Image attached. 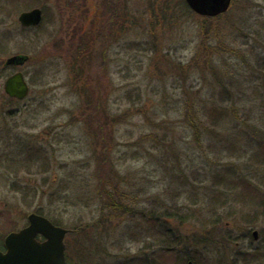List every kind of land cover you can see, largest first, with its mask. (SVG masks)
<instances>
[{
	"label": "rangeland",
	"instance_id": "obj_1",
	"mask_svg": "<svg viewBox=\"0 0 264 264\" xmlns=\"http://www.w3.org/2000/svg\"><path fill=\"white\" fill-rule=\"evenodd\" d=\"M92 2L90 31L72 28L88 20L82 6L72 24L67 3L59 9L57 0L37 39L25 45L17 35L10 46L32 56L23 66L32 87L26 99L13 100L0 80V242L40 210L68 229L99 222L81 235L74 264H182V257L166 258L157 239L169 223L155 230L137 212L99 218L104 181L120 183L121 197L137 210L190 205L217 240L205 247L202 263L245 264L236 261L238 252L264 246V211L247 221L261 195L247 203L242 190L229 189L215 214L207 202L181 194L180 181L206 163L253 178L264 194V163L230 156L221 145L235 133L231 140L244 152L254 148L251 137L259 138L251 133L264 132V0H234L221 17L201 16L184 0ZM223 86L233 98L226 134L215 128L220 137L198 145L182 120L185 102L220 100ZM205 190L210 183L199 182L198 199ZM248 230L259 231L253 243L243 239ZM176 233L190 236L185 228Z\"/></svg>",
	"mask_w": 264,
	"mask_h": 264
},
{
	"label": "trees",
	"instance_id": "obj_2",
	"mask_svg": "<svg viewBox=\"0 0 264 264\" xmlns=\"http://www.w3.org/2000/svg\"><path fill=\"white\" fill-rule=\"evenodd\" d=\"M185 5L189 10H191L186 1ZM222 15H219L217 17H221ZM209 62H212V60H209ZM220 94V100H217L214 96H212L207 98L204 104H197V102L190 97L185 102L184 106L186 109H184L183 111L182 120L184 121L183 123H185L186 130L192 133L194 141L199 142L198 145L201 144V141H204L207 138H215V136L220 137V130H217L215 128H220L226 134V126L230 124L228 118L230 116L229 111L232 110L230 108L233 107V98L229 96V90L225 86L222 87ZM262 119L264 121V117ZM236 131L246 133L242 130ZM251 135L259 137L258 139L251 137V140L253 141H251L250 143L252 144V142H255L254 144H252V146L254 147L253 149H249L247 147L245 148L244 152H239L240 150L238 149L237 145L231 140L232 137L235 136V133H233V135L230 133L229 135H225L221 138V140H223V142L221 143L222 148L226 151V154L230 156H232L233 154L242 155V153H244L243 155L248 154L247 158H252L254 160H257L259 163H264V132L261 133L256 130L252 132ZM208 146L211 148V152H218L214 149V146H216V144L212 147V144L209 143ZM189 164L190 163H188L187 165L189 166ZM21 166L25 167L23 164H21ZM200 168L201 171L199 167L193 166V168L191 169L193 178H191L190 176H186V180L182 179L180 181L182 183L181 194L187 193L190 196H195V201L198 203L207 202L209 205H211L213 213L220 214L218 204L223 203L224 200L222 199V197L224 196L225 191H228L229 189H240L244 192V200L247 203H249L250 201L255 202L254 198L261 195V202H259V204L253 203V205L256 206L253 208L256 213L250 212L247 215V219H250L247 220L248 222L254 223L257 217V212L264 211L260 209V206L264 208L262 206L264 205V194L261 193L260 186L254 183L253 178H249L248 176H246L247 178H239L236 172L231 167L224 168L223 170L213 171V169L209 168V166L205 163ZM197 171L201 172V176L197 174ZM199 182L210 183V191L205 190V192L202 194L203 197L201 200L200 198L198 199L199 193H196L197 191H199ZM259 182L262 183L261 181ZM97 191L98 193L100 192L99 196L102 197L103 202L102 214L99 218L115 217L116 219H118L123 216L122 214L118 213L119 211H122V213L137 212L142 218L148 220V222H150L151 225L155 227V230H158L157 226L161 225L163 221L166 224L169 223L166 230L160 229L157 232V239L164 247V251L170 253V255L165 254L166 258H169L170 256L172 257V255H174L172 258L176 262L179 261L182 257V264H187L189 260H193L195 264H203L202 255L205 247H207V245H214V243H216L217 241L215 237L211 235L210 230L207 229L208 223L205 222L204 217H198L195 209H192L190 205L174 206L171 208H166L164 210H150L147 208L137 210L135 207L128 205L129 203L126 202L124 194L121 197L122 190L120 187V183H115L112 186L111 184L109 186H104V181L102 183L100 181V185L98 186ZM105 211H107V214L105 213L106 215L104 214ZM37 212L43 214V211L38 210ZM46 216L49 217L55 224L63 226V224L58 220H55L48 215ZM206 216L208 217V215ZM201 218L203 220H201ZM218 220L219 219L216 220L213 226L217 224ZM196 221L200 223L199 228L195 226ZM98 223V221H94L93 223H89L87 225H75V227L69 228V232L66 237L68 264H74V257H78V255L82 251L80 249L81 235H84L85 238H87L89 229L96 227ZM184 228L186 231H188V234H190V236H188L187 238L183 237V239L181 238V235L177 236L176 231L182 234ZM204 228L205 230H203ZM171 233L175 234L176 237H173ZM73 236H77V245L75 246L71 241V238ZM245 237L249 239L248 241L250 243L254 242V235L251 230H248L247 233L243 235L244 240L246 239ZM178 245L181 246V248L178 249ZM185 245L187 247L183 248L182 246ZM262 247H255V250L251 251L247 249L238 252L236 255V261H242L245 264H263L264 253L261 250ZM0 249H4V241L2 239L0 242ZM162 255L164 256V253H162ZM220 262H222L221 259Z\"/></svg>",
	"mask_w": 264,
	"mask_h": 264
},
{
	"label": "water",
	"instance_id": "obj_3",
	"mask_svg": "<svg viewBox=\"0 0 264 264\" xmlns=\"http://www.w3.org/2000/svg\"><path fill=\"white\" fill-rule=\"evenodd\" d=\"M189 6L203 16L225 13L233 0H186ZM25 24L40 22V10L24 13ZM15 60V58H14ZM6 92L19 99L29 93V84L22 72L10 76L5 83ZM68 229L56 225L48 217L37 212L28 215V224L5 236V250H0V264H67L65 238ZM258 238V231L253 232ZM42 235L43 240L38 236ZM188 264H194L192 260Z\"/></svg>",
	"mask_w": 264,
	"mask_h": 264
},
{
	"label": "flooded vegetation",
	"instance_id": "obj_4",
	"mask_svg": "<svg viewBox=\"0 0 264 264\" xmlns=\"http://www.w3.org/2000/svg\"><path fill=\"white\" fill-rule=\"evenodd\" d=\"M55 0H47L44 3L42 0H0V80L3 82L4 91L5 83L7 79L17 72H22L25 80L29 84V94L31 92L32 84L30 83V78H28V73L24 70L23 66L27 64L32 56L24 50L25 47L18 48V51L10 52V46L15 41V37L17 35L19 37L22 36L23 43L27 45L28 42H32L31 40L37 39L38 33L42 30L46 17L51 15V20L54 18V14L51 11V5H55ZM57 7L60 9V2ZM67 3L66 7L70 12L69 15H72L71 21L72 24L77 16V12H73L75 8H79L82 6L83 11H79L83 13L84 19L85 16L88 20H84L83 26L82 24H78L77 26H73V31L76 29H81V32H88L91 30V15H94V9L92 0H63ZM77 1H82L81 5H77ZM76 2V3H75ZM76 4V5H75ZM34 10H40V22L37 24H25L21 17L24 13L32 12ZM52 23V22H51ZM103 21L100 20L98 29ZM76 24V23H75ZM106 26V22L104 27ZM54 27V26H53ZM16 42V41H15ZM9 47V48H8ZM15 58V60H14ZM28 94V96H29ZM8 95V94H7ZM10 99H16L19 101H23L24 99H18L8 95Z\"/></svg>",
	"mask_w": 264,
	"mask_h": 264
}]
</instances>
